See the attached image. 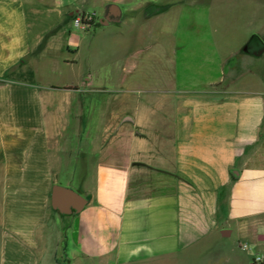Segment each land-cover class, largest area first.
I'll return each mask as SVG.
<instances>
[{"label":"crops","instance_id":"1","mask_svg":"<svg viewBox=\"0 0 264 264\" xmlns=\"http://www.w3.org/2000/svg\"><path fill=\"white\" fill-rule=\"evenodd\" d=\"M88 1L0 0V264H83L91 256H66L67 237L61 248L64 232L55 219L63 216L69 217L71 231L75 222L78 232L72 234L83 242L90 239L91 228L96 234L110 227L113 242L97 257L98 264H186L178 260L212 230L216 241L235 216L249 220L264 213L263 71L254 73L250 80L259 85L251 88L244 75L233 74L221 89L220 76L202 83L194 95L188 89L171 93L164 101H176L169 125L166 120L153 123L156 108L148 103L143 109L137 96L118 113L100 111V131L87 149L83 100L81 106L69 102L62 108L66 118L61 124L55 118L59 108L47 106L52 93L72 98L84 89L79 83L44 85L38 79L40 62L52 61L57 49L72 54L61 63L75 64L72 18L89 11L83 7ZM107 2L127 4L129 11H122L117 23L141 24L174 8L180 24L199 14L184 6L188 0H92L102 6L100 17ZM204 10L209 16L210 9ZM263 36L264 30L253 32L232 54L251 55L264 66ZM251 37L258 40L257 52L242 49ZM207 59V67L226 61L212 53ZM126 67L120 78L128 76ZM174 69L171 85L177 79ZM82 82L86 89L89 81ZM166 132L171 136L167 144ZM67 166V179L87 198L81 211L69 215L50 204L51 186ZM146 170L155 173L152 187L157 189L148 193L132 185L145 178Z\"/></svg>","mask_w":264,"mask_h":264},{"label":"rangeland","instance_id":"2","mask_svg":"<svg viewBox=\"0 0 264 264\" xmlns=\"http://www.w3.org/2000/svg\"><path fill=\"white\" fill-rule=\"evenodd\" d=\"M188 1L190 2H184V6L191 5L190 10H199V14L195 13L191 22L180 24L179 20L177 21V9L174 8L162 17L153 18L141 24L110 22L107 25H99L96 32L93 29L86 32L84 28L74 25L72 35L78 45V52L74 56L75 64L61 63V58L72 57V54L61 49L54 52L55 57L52 61L42 59L38 79L41 84L62 86L79 83L81 89H84L72 98L66 97V93H52L55 97L48 99L47 106L51 109L59 108L55 118L58 124H61L66 118V112L62 108L68 106L69 102L76 107L81 106L83 100L82 108L86 114L85 124L89 132L83 139L87 143V149L100 131L102 117L100 111L118 113L120 108H129L136 96L141 98L139 101L143 103L141 106L143 109L149 106L157 109L150 115L154 120L153 123L166 120L169 125L171 106L175 105L176 101L170 99L169 105H166L165 102L169 100L167 97L172 98L176 93L179 94L186 89L191 91L190 95H194L193 91L202 89L204 85L202 83L216 81V78L220 76L223 82L218 88L221 89L224 87L222 85L228 82L229 76L233 74L236 78L244 75L248 80L245 86L251 88L259 85L253 84L251 80L255 77L254 73L258 74L259 71H263L264 75L262 61L251 55H242L240 51L239 54L232 53L247 36L264 30V0ZM118 4L126 15L129 11L127 4L125 2H118ZM83 7L89 10L87 12L94 13L97 19L100 18L102 11L100 4L93 5L91 0ZM205 8L210 9L209 16L206 15ZM178 24L179 29L176 28ZM173 51L176 58L173 56ZM209 53H212L215 59L219 57L226 61L220 66L207 67L205 61L209 60L207 59ZM126 63L125 72L128 76L121 79L120 74H124L122 65ZM172 69L175 70L177 77L173 85H171L173 76L170 74ZM82 80L89 81L86 89L83 88L85 84ZM76 86L64 88L73 90ZM259 86L264 88V82L262 81ZM148 103L149 106H147ZM153 132L151 131V134ZM159 132L161 136L164 133L161 130ZM166 133L164 134L166 135L165 143L167 141L169 143L170 132ZM59 138H63L61 134ZM73 139L70 138V141L72 142ZM158 141L162 140L159 138ZM54 142L51 140L50 144L53 146ZM80 150L83 151L82 148ZM65 167L59 172L55 183L71 187L81 194L82 191L77 188L75 181L67 179L71 166ZM154 175L152 171L146 170L145 178H138L136 185L134 181L132 182L133 188L147 193L157 190L152 187L154 185L152 182L156 179L153 178ZM168 179L172 184L173 175L168 176ZM55 220L59 226L58 229L64 232L61 248L64 247L66 237L68 239L66 256L71 258L75 255L80 260H82V253H88L87 255L91 256L82 260L83 264H98L97 257L103 254L106 248H110L113 242L108 234L110 227L100 228L96 234L91 228L90 239L86 243L72 234V232L77 233L78 228L74 222L73 231H71V227L68 226L69 217L63 216ZM228 228L231 229L229 236H219L216 241L215 232L212 230V233L208 234L200 245L197 244L196 249L187 251L183 255L184 258L181 257L178 260L179 263L264 264V213L253 216L249 220L235 216L228 222ZM44 229L47 228L44 227ZM66 256L63 255V258ZM109 264H113V261H109Z\"/></svg>","mask_w":264,"mask_h":264},{"label":"water","instance_id":"3","mask_svg":"<svg viewBox=\"0 0 264 264\" xmlns=\"http://www.w3.org/2000/svg\"><path fill=\"white\" fill-rule=\"evenodd\" d=\"M122 16V9L116 2H107L103 7V13L98 19L101 25H107L110 22H118ZM249 51V47L245 44L242 48ZM259 47L254 51L257 52ZM237 174V171L234 170ZM87 203V198L71 187L62 186L57 183L52 184L50 194V204L54 210L61 214H75L82 210ZM221 234L228 236L230 229H222Z\"/></svg>","mask_w":264,"mask_h":264},{"label":"built area","instance_id":"4","mask_svg":"<svg viewBox=\"0 0 264 264\" xmlns=\"http://www.w3.org/2000/svg\"><path fill=\"white\" fill-rule=\"evenodd\" d=\"M72 19L74 25L86 29L91 26L92 22L96 19V17L94 13L78 12L74 14Z\"/></svg>","mask_w":264,"mask_h":264},{"label":"flooded vegetation","instance_id":"5","mask_svg":"<svg viewBox=\"0 0 264 264\" xmlns=\"http://www.w3.org/2000/svg\"><path fill=\"white\" fill-rule=\"evenodd\" d=\"M249 47V51L254 52V50L259 46L258 40L255 37H251L246 43Z\"/></svg>","mask_w":264,"mask_h":264},{"label":"trees","instance_id":"6","mask_svg":"<svg viewBox=\"0 0 264 264\" xmlns=\"http://www.w3.org/2000/svg\"><path fill=\"white\" fill-rule=\"evenodd\" d=\"M99 25H100V23L98 22L97 18L91 24V26H99Z\"/></svg>","mask_w":264,"mask_h":264}]
</instances>
